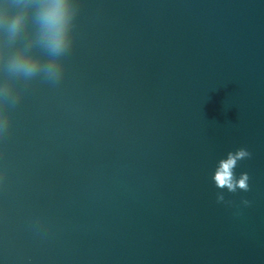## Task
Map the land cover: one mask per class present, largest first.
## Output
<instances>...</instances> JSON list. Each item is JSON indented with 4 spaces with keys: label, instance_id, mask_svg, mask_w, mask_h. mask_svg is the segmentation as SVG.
<instances>
[{
    "label": "water",
    "instance_id": "95a60500",
    "mask_svg": "<svg viewBox=\"0 0 264 264\" xmlns=\"http://www.w3.org/2000/svg\"><path fill=\"white\" fill-rule=\"evenodd\" d=\"M76 2L0 137V264H264V0Z\"/></svg>",
    "mask_w": 264,
    "mask_h": 264
},
{
    "label": "clouds",
    "instance_id": "9594fccd",
    "mask_svg": "<svg viewBox=\"0 0 264 264\" xmlns=\"http://www.w3.org/2000/svg\"><path fill=\"white\" fill-rule=\"evenodd\" d=\"M79 13L76 0H3L0 3V137L11 126L9 109L20 102L17 82L41 79L56 85L64 75L62 58L72 49L75 20ZM245 148L228 152L218 161L212 180L218 189L235 193L249 190V175L239 177L235 168L249 158ZM217 201L223 202L222 193ZM248 205L250 202L244 200Z\"/></svg>",
    "mask_w": 264,
    "mask_h": 264
}]
</instances>
